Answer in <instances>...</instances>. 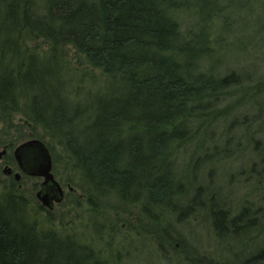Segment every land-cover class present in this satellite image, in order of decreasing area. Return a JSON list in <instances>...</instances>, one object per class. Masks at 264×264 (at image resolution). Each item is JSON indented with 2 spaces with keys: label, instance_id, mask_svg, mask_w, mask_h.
Returning a JSON list of instances; mask_svg holds the SVG:
<instances>
[{
  "label": "trees",
  "instance_id": "obj_1",
  "mask_svg": "<svg viewBox=\"0 0 264 264\" xmlns=\"http://www.w3.org/2000/svg\"><path fill=\"white\" fill-rule=\"evenodd\" d=\"M210 1L0 0V121L11 128L22 114L35 134L42 128L39 138L76 174L93 210L115 195L168 234L193 217L217 242L194 264H264V243L245 252L264 231L257 222L264 211L253 203L232 210L212 173L199 175L240 150L248 137L242 112L253 124L264 113L256 71L203 66L218 52ZM246 99L250 107L238 112ZM15 125L9 141L24 136ZM253 158L260 182L255 164L264 165V150ZM250 213L259 215L248 220ZM56 219L34 194L0 193V264H109Z\"/></svg>",
  "mask_w": 264,
  "mask_h": 264
},
{
  "label": "rangeland",
  "instance_id": "obj_2",
  "mask_svg": "<svg viewBox=\"0 0 264 264\" xmlns=\"http://www.w3.org/2000/svg\"><path fill=\"white\" fill-rule=\"evenodd\" d=\"M211 1L210 17L207 19L211 20V29L214 32L212 37L217 38V43L214 45L211 43L212 48L213 51L218 52L213 55L212 61L208 60V63H203V66L211 73L218 70L226 73L227 70L232 69H240L241 72L251 71L252 73L256 71L257 77L264 82V7L255 0H243L241 3L238 0ZM194 19L190 16L188 25H186L191 32L193 29H197ZM220 29H222L220 32L222 34H219ZM220 59L224 60L223 64H220ZM213 62L214 64H211ZM253 83L251 82V84ZM250 102L251 100H244L243 104L239 106L238 112L250 107ZM252 109L259 110L258 108ZM247 111L246 113H248ZM243 113H241V120L248 122L243 125L247 130L248 137L242 139L240 150L235 157L207 163L204 168L202 167L203 170L199 175H202L204 179L210 175L209 172L212 173L214 183L221 187L220 193L225 196V200L228 202L226 205L232 210L239 212L241 207L253 203L252 209L257 210L258 207H261L257 211L263 212L264 202H260L259 199L263 191L262 194H258V192L260 189H264V177L259 182L255 177L256 172H251L250 167L253 160H256L253 158L255 152L264 150L262 148L263 140L259 141L260 134L264 139V113L261 112L263 115L255 124L250 122L249 113L251 112L248 113L249 116ZM253 113L255 112L253 111ZM19 123L22 124L23 138L20 139L18 135L12 139L15 142L9 141L8 133L15 136L19 132L15 124ZM223 125L221 128H226ZM7 129L6 125L0 121V193L14 187L26 194H34V197L43 206L55 213L56 224H60L61 227V223L64 222L65 225L62 226L64 232L79 237L85 244L89 243L102 260L109 264H194V258L197 256L216 250L217 242L211 234L210 225L207 223L202 225L199 219L196 220L193 217L185 219L174 233L168 234L162 232V225L151 217L152 215H146L142 207L137 204L123 203L115 195L101 198L98 206L99 211L93 210L87 205L84 192L77 186L79 180L76 174L64 162H61L59 157L60 161H55L48 146L53 161L52 171L60 184L63 196L59 201L52 198L51 207L45 205L37 197V193L45 187L43 185L45 178L32 175L24 170L15 157V150L20 144L30 139H40L42 128H38L37 134H35L22 114H17L14 117V126ZM238 131L239 135L242 132L245 133L243 129H238ZM242 136L246 137L243 134ZM45 140L42 141L47 145ZM258 141L260 148L255 149L254 143ZM184 158L180 161V170L184 169ZM255 165L257 170L264 172V165H259V163ZM7 169L10 171H6ZM16 173L20 174L19 179L16 178ZM14 182L16 183L14 184ZM78 202H80V206L77 205ZM44 214L46 215L47 212L44 211ZM255 215L250 213L248 220ZM259 216L257 222L259 225L264 224V213ZM247 243L249 246L252 245L245 251L249 253L251 249L264 243V231L253 233ZM241 247V242L236 245V248Z\"/></svg>",
  "mask_w": 264,
  "mask_h": 264
},
{
  "label": "water",
  "instance_id": "obj_3",
  "mask_svg": "<svg viewBox=\"0 0 264 264\" xmlns=\"http://www.w3.org/2000/svg\"><path fill=\"white\" fill-rule=\"evenodd\" d=\"M15 157L19 165L32 175L45 178L43 190L37 193V197L47 206H52V198L58 201L62 199L63 191L55 179L52 171L53 161L50 150L40 139H30L20 144L15 150ZM6 171H10L7 169ZM20 178V174H15Z\"/></svg>",
  "mask_w": 264,
  "mask_h": 264
}]
</instances>
